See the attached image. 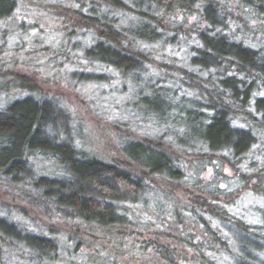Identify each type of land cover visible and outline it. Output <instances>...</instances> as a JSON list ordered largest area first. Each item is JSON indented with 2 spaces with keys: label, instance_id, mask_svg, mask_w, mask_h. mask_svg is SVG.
Instances as JSON below:
<instances>
[{
  "label": "trees",
  "instance_id": "1",
  "mask_svg": "<svg viewBox=\"0 0 264 264\" xmlns=\"http://www.w3.org/2000/svg\"><path fill=\"white\" fill-rule=\"evenodd\" d=\"M18 11L60 41L0 69V264H54L60 235L94 264H264V208L233 212L264 199V0H0ZM147 71L134 104L164 97L142 121L185 127L182 147L96 119L106 152L76 149L79 86Z\"/></svg>",
  "mask_w": 264,
  "mask_h": 264
},
{
  "label": "rangeland",
  "instance_id": "2",
  "mask_svg": "<svg viewBox=\"0 0 264 264\" xmlns=\"http://www.w3.org/2000/svg\"><path fill=\"white\" fill-rule=\"evenodd\" d=\"M22 20L27 21L28 17L22 11H18L14 20L0 21V69L2 71L9 70L11 65H13L14 59L11 58L13 52L20 64L22 59L19 58L18 54H23L27 50L37 48L40 45L55 46L60 41L56 31L50 29L40 32L33 28H28L26 24L20 25ZM84 40L86 41V38ZM148 76H151V71H147L139 76L138 74H132L122 78H118L116 74H112L104 83L81 84L77 90L78 95H75L76 101L72 99V105L68 103L69 107L67 111L69 124L66 135L75 148L86 152L90 156L106 152V146L102 142L103 137L98 130V125L93 124L96 119L98 121H107L119 127L124 123L128 124L130 131L138 130L144 135L162 138L168 143L181 148L180 137L186 135L184 126V130H182L176 123L172 124L170 121H167L165 124L154 122L152 118H150L151 121L146 123L142 121L144 113L140 112L139 108L141 107L142 110L146 108V113H148L147 110L149 108L145 104L150 105V108L156 111L158 115L165 114L168 102L164 97L156 98L151 96L147 102L139 103L137 100L134 104L137 94H150V82L146 80ZM7 95L0 93V109L4 108L11 101L9 94ZM79 102L83 105V110L78 107L80 105ZM182 109L183 107L180 108V111ZM90 116H93V118L91 119ZM50 163L46 160L43 164L50 167ZM53 170L56 171V168H53ZM44 172L47 174V171ZM208 174L214 176L210 171ZM224 175L227 178L231 177V173L226 169L224 170ZM263 208V198L248 194L237 201L233 212L247 222L258 224ZM12 215L19 223L21 222L25 227L27 226L26 228H31L30 221L22 219L19 214ZM57 244L58 259L54 264H94L91 262L90 258L92 256L89 254L85 256L81 253L73 254L72 241L68 242L65 235L59 236ZM95 259L96 264H104V256L95 257Z\"/></svg>",
  "mask_w": 264,
  "mask_h": 264
}]
</instances>
